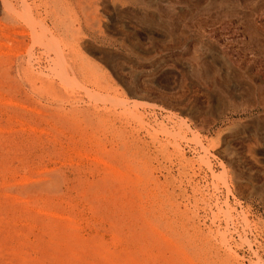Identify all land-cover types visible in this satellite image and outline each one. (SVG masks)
<instances>
[{"label": "rangeland", "instance_id": "rangeland-1", "mask_svg": "<svg viewBox=\"0 0 264 264\" xmlns=\"http://www.w3.org/2000/svg\"><path fill=\"white\" fill-rule=\"evenodd\" d=\"M0 264H264V0H0Z\"/></svg>", "mask_w": 264, "mask_h": 264}, {"label": "bare ground", "instance_id": "bare-ground-1", "mask_svg": "<svg viewBox=\"0 0 264 264\" xmlns=\"http://www.w3.org/2000/svg\"><path fill=\"white\" fill-rule=\"evenodd\" d=\"M34 72V71H33ZM77 87V86H76ZM228 242V241H227Z\"/></svg>", "mask_w": 264, "mask_h": 264}]
</instances>
